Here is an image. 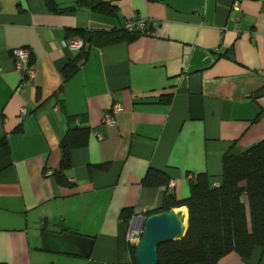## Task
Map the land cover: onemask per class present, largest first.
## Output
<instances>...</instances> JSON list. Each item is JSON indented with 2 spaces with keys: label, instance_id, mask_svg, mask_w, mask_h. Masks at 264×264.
<instances>
[{
  "label": "crops",
  "instance_id": "0c3cea01",
  "mask_svg": "<svg viewBox=\"0 0 264 264\" xmlns=\"http://www.w3.org/2000/svg\"><path fill=\"white\" fill-rule=\"evenodd\" d=\"M77 1L55 0L62 9ZM104 1L115 15L0 0V140L9 148L0 146V263L131 264L125 233L139 229L138 216L165 193L187 197L191 176L217 185L225 154L264 139V0ZM134 15L159 21L156 36L122 31ZM72 29L85 31L83 48L67 46L82 39ZM16 48L30 49L36 70L21 91ZM114 104L116 124L104 125ZM74 126L88 134L70 151L63 185L46 171L59 168L60 140ZM149 169L173 186H143ZM124 209L135 214L128 223ZM172 210L187 226L186 207ZM45 228L91 239L89 257L46 251ZM217 264H264V249Z\"/></svg>",
  "mask_w": 264,
  "mask_h": 264
},
{
  "label": "trees",
  "instance_id": "16d2710c",
  "mask_svg": "<svg viewBox=\"0 0 264 264\" xmlns=\"http://www.w3.org/2000/svg\"><path fill=\"white\" fill-rule=\"evenodd\" d=\"M43 2L50 11L57 13L74 12L83 6L97 13L115 15L117 9L104 0H78L75 6L67 9L58 7L55 0ZM66 32L81 37L86 44L83 29ZM75 60L67 64L68 70L62 69L58 90H62L76 71ZM87 134L88 129L74 126L60 140V165L55 172L52 171L59 184H67L64 171L71 166L70 151L82 146ZM0 146L7 155L9 148L5 139L0 140ZM168 182L167 174L153 169H149L141 180L147 187H167ZM181 206H185L188 213L185 235L161 243L157 248L156 264H217L220 258L231 252L248 259L255 248L264 249V139L236 155L225 154L217 185L206 173H199L189 179L187 197L179 199L174 192L165 193L159 209L145 212L143 216ZM133 215L129 209L121 212L125 223ZM134 252L135 246L132 245L129 247L131 264H138Z\"/></svg>",
  "mask_w": 264,
  "mask_h": 264
},
{
  "label": "water",
  "instance_id": "95a60500",
  "mask_svg": "<svg viewBox=\"0 0 264 264\" xmlns=\"http://www.w3.org/2000/svg\"><path fill=\"white\" fill-rule=\"evenodd\" d=\"M141 235L135 244V259L138 264H156L157 248L161 243L177 240L185 235L182 211H159L148 216H138ZM45 250L79 257H89L92 240L67 232L58 233L47 228L43 231Z\"/></svg>",
  "mask_w": 264,
  "mask_h": 264
},
{
  "label": "built area",
  "instance_id": "2783aa9c",
  "mask_svg": "<svg viewBox=\"0 0 264 264\" xmlns=\"http://www.w3.org/2000/svg\"><path fill=\"white\" fill-rule=\"evenodd\" d=\"M236 5V4H235ZM159 25V21L156 19L143 18L140 15H134L125 20L123 24V30L127 33H135L147 37H155L156 29ZM85 42L78 38L73 37L67 46L72 49H81L85 46ZM14 57V67L15 70L20 75V81L16 86L15 91H21L26 84L30 83L35 77L36 70L31 66V51L28 48H16L12 50ZM1 67V66H0ZM119 111V105H112L111 109L105 113L102 118V123L107 126H114L116 124V113ZM22 115L25 114V108L20 109ZM52 171L48 169L46 175H51ZM192 176L190 177V179ZM173 186V182H168V187ZM141 235V229L127 227L125 233V241L127 245L132 246L136 244Z\"/></svg>",
  "mask_w": 264,
  "mask_h": 264
}]
</instances>
